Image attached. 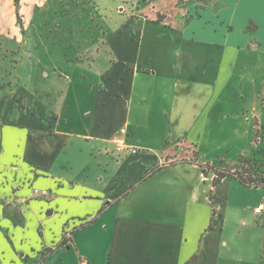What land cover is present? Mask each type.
I'll return each mask as SVG.
<instances>
[{"label":"crops","instance_id":"obj_1","mask_svg":"<svg viewBox=\"0 0 264 264\" xmlns=\"http://www.w3.org/2000/svg\"><path fill=\"white\" fill-rule=\"evenodd\" d=\"M99 6L0 0L19 45L0 87V264H264V181L213 185L248 157L199 150L226 151L215 122L258 121L261 90L239 81L264 66V0ZM122 128L137 154L117 151Z\"/></svg>","mask_w":264,"mask_h":264},{"label":"rangeland","instance_id":"obj_2","mask_svg":"<svg viewBox=\"0 0 264 264\" xmlns=\"http://www.w3.org/2000/svg\"><path fill=\"white\" fill-rule=\"evenodd\" d=\"M153 1L154 0H89L92 5L94 4L97 6L99 4L101 6H99L100 8L116 15H119L118 10L129 13L131 9L135 11L139 8H144L146 5L152 4ZM111 7H113L115 11L110 10ZM47 16H49V14L43 15V18H39L37 22L41 19H46ZM33 30L36 35H39L34 28L25 32V35L29 36ZM18 50L19 45L17 43L1 40L0 38V87L17 82ZM21 50L23 51V49ZM246 74L247 75L244 77L246 79L245 81L243 79L241 81L238 80L240 76L239 73L238 75L236 74V80L242 84L247 82L248 86H253L255 82L258 88H260L261 93L258 99V110L256 112L258 113V121L256 118L253 119V113L251 109H249L250 111H248V113L251 115L249 125H246L247 121L245 119L241 122H215L213 123V127L219 128V131H214L216 134L220 135V140H218L219 146L224 147L226 151H217L218 146L217 144L214 145V142L213 148L203 145L199 150L208 151L210 154L212 153L217 163H220V156L218 157V153L221 154V158L226 155L228 156V159H226L227 161H233L236 160L238 155L242 152V154L248 158H241L235 164L227 165L226 169L235 172L241 177L247 178L248 182L253 185H262L264 181V66H262V59L253 61V65L250 66ZM248 142H251V145H249Z\"/></svg>","mask_w":264,"mask_h":264},{"label":"built area","instance_id":"obj_3","mask_svg":"<svg viewBox=\"0 0 264 264\" xmlns=\"http://www.w3.org/2000/svg\"><path fill=\"white\" fill-rule=\"evenodd\" d=\"M121 134L123 136H115L113 138V141L116 144V149L118 152H125V153H130V154H137L139 152V147L135 145V143H132L128 140L127 136V130L126 128L121 129ZM253 185V184H252ZM255 186V185H253ZM33 196L35 197H47L50 195V191L46 189H34L32 192ZM255 211L259 215H264V201L260 202L257 207L255 208ZM81 264H88V261L85 259H82Z\"/></svg>","mask_w":264,"mask_h":264},{"label":"trees","instance_id":"obj_4","mask_svg":"<svg viewBox=\"0 0 264 264\" xmlns=\"http://www.w3.org/2000/svg\"><path fill=\"white\" fill-rule=\"evenodd\" d=\"M241 158L242 157H240V159ZM205 166H209V165L206 164ZM214 170H215V177L213 180V185H217L226 176H235L236 178H238L242 183L246 184L247 186H253L251 183L248 182L247 178L241 177L238 174H236L235 172L228 171L227 169H219V168H214ZM255 186H259V185H255ZM211 200L215 204H219V205L221 204V201L214 195H211ZM213 227H214V223L212 221L209 225V228L212 229Z\"/></svg>","mask_w":264,"mask_h":264}]
</instances>
